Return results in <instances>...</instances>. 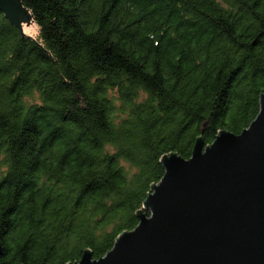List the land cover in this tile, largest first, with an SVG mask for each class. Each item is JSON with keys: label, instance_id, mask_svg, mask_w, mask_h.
Returning <instances> with one entry per match:
<instances>
[{"label": "trees", "instance_id": "trees-1", "mask_svg": "<svg viewBox=\"0 0 264 264\" xmlns=\"http://www.w3.org/2000/svg\"><path fill=\"white\" fill-rule=\"evenodd\" d=\"M0 10V264L100 260L163 159L241 134L264 94V0H21Z\"/></svg>", "mask_w": 264, "mask_h": 264}, {"label": "water", "instance_id": "water-1", "mask_svg": "<svg viewBox=\"0 0 264 264\" xmlns=\"http://www.w3.org/2000/svg\"><path fill=\"white\" fill-rule=\"evenodd\" d=\"M0 10L23 33L32 19L21 0ZM138 226L100 260L86 252L76 264H264V94L248 129L221 132L192 157L163 159ZM2 244L0 241V257Z\"/></svg>", "mask_w": 264, "mask_h": 264}, {"label": "rangeland", "instance_id": "rangeland-1", "mask_svg": "<svg viewBox=\"0 0 264 264\" xmlns=\"http://www.w3.org/2000/svg\"><path fill=\"white\" fill-rule=\"evenodd\" d=\"M29 23L30 24L28 26H27L26 22H24L23 25H22L24 35L25 36L28 35V36H31V37L32 36L33 37L34 36L38 37V27H37V25L33 23L32 19L29 20Z\"/></svg>", "mask_w": 264, "mask_h": 264}]
</instances>
